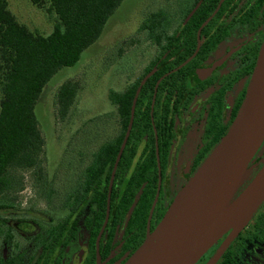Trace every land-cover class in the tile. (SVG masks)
I'll list each match as a JSON object with an SVG mask.
<instances>
[{
    "label": "flooded vegetation",
    "instance_id": "1",
    "mask_svg": "<svg viewBox=\"0 0 264 264\" xmlns=\"http://www.w3.org/2000/svg\"><path fill=\"white\" fill-rule=\"evenodd\" d=\"M174 5L164 11L168 19L158 41L147 38L150 51L143 53L138 73L108 96L118 126L114 137L97 145L82 160L78 177L67 180L71 193L65 189L61 211L26 222L32 232L19 222L20 230L33 234L30 250L47 235L59 264H124L227 133L264 40V0H175ZM119 98L129 103L125 125ZM106 143H119L115 156L96 153ZM263 162L264 157L257 167ZM196 264H264V200Z\"/></svg>",
    "mask_w": 264,
    "mask_h": 264
},
{
    "label": "rangeland",
    "instance_id": "2",
    "mask_svg": "<svg viewBox=\"0 0 264 264\" xmlns=\"http://www.w3.org/2000/svg\"><path fill=\"white\" fill-rule=\"evenodd\" d=\"M6 1L20 24L41 35L50 34L53 17L45 13L47 0H43V8L33 5L30 0ZM164 1L123 0L106 22L99 39L83 52L78 63L58 71L44 87L34 113L45 141L41 167L46 181H40L34 171L18 173L19 177L22 176V183L16 194V205L11 211H0L2 229H9L12 234L9 245H5V236L0 235L1 257L5 258L10 251L16 250L14 246L20 252L30 250L33 234L29 232L34 226L26 222L36 217L48 219L49 212L61 211L67 180L70 176L78 177L82 160L92 154L97 145L114 137L118 126L108 96L125 87L127 76L138 73L144 60L143 53L150 51L140 26L149 14L159 9H174L175 0H171L168 6ZM67 80L77 82L79 89L68 115L61 121L57 116L55 96L58 87ZM99 118L102 123L98 122ZM263 157L264 146L254 163ZM22 221L21 227L28 233L20 230L18 224Z\"/></svg>",
    "mask_w": 264,
    "mask_h": 264
},
{
    "label": "trees",
    "instance_id": "3",
    "mask_svg": "<svg viewBox=\"0 0 264 264\" xmlns=\"http://www.w3.org/2000/svg\"><path fill=\"white\" fill-rule=\"evenodd\" d=\"M30 1L38 8H43L45 3ZM47 2L45 13L53 17V26L50 34L44 36L20 24L8 9L7 1L0 0V211H11L16 205L22 183L18 173L34 171L40 181H46L41 167L45 141L34 113L35 105L52 77L61 69L77 64L83 52L99 39L106 22L123 0ZM164 11L159 9L149 14L140 26L152 41H158L159 28L168 19ZM78 89V83L73 80L58 87L55 103L61 121L68 115ZM111 99L117 100L113 94ZM124 99L126 102L128 98ZM119 100L122 102V98ZM125 102L121 112L124 125L129 106ZM118 146L119 143H106L96 153L115 156ZM2 223L0 235L10 244L12 234L2 229ZM53 250L51 239L47 235L39 236L27 256L16 250L5 259L0 256V264H59Z\"/></svg>",
    "mask_w": 264,
    "mask_h": 264
},
{
    "label": "water",
    "instance_id": "4",
    "mask_svg": "<svg viewBox=\"0 0 264 264\" xmlns=\"http://www.w3.org/2000/svg\"><path fill=\"white\" fill-rule=\"evenodd\" d=\"M263 143L264 40L227 133L124 264H196L221 235L240 229L264 200V162L252 161Z\"/></svg>",
    "mask_w": 264,
    "mask_h": 264
},
{
    "label": "bare ground",
    "instance_id": "5",
    "mask_svg": "<svg viewBox=\"0 0 264 264\" xmlns=\"http://www.w3.org/2000/svg\"><path fill=\"white\" fill-rule=\"evenodd\" d=\"M230 205H231V203L228 204V206H230Z\"/></svg>",
    "mask_w": 264,
    "mask_h": 264
}]
</instances>
